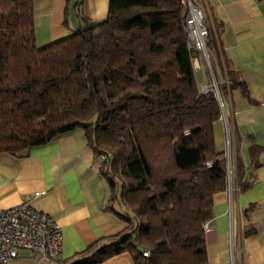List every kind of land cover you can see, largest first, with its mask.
Segmentation results:
<instances>
[{"label":"trees","instance_id":"1","mask_svg":"<svg viewBox=\"0 0 264 264\" xmlns=\"http://www.w3.org/2000/svg\"><path fill=\"white\" fill-rule=\"evenodd\" d=\"M33 10V0H0V153L24 156L79 128L109 201L127 209L122 233L69 264L124 251L134 264H207L204 225L228 186L214 141L222 109L196 81L182 0H108L105 20L79 14L84 25L43 47ZM258 152L249 147L255 165Z\"/></svg>","mask_w":264,"mask_h":264},{"label":"crops","instance_id":"2","mask_svg":"<svg viewBox=\"0 0 264 264\" xmlns=\"http://www.w3.org/2000/svg\"><path fill=\"white\" fill-rule=\"evenodd\" d=\"M35 43L43 47L72 34L83 23L107 16L108 0H33ZM208 18L210 68L199 60V85L213 77L221 88V117L214 141L227 151L228 186L213 195L206 224L207 264H264V0H192ZM66 22V23H64ZM213 74V75H212ZM259 147L253 164L249 147ZM99 159L77 128L35 146L24 156L0 153V212L29 199L62 228V257L38 261L21 250L11 264H69L96 241L122 233L126 207L109 201L98 174ZM248 183L241 187V184ZM40 192L36 197L33 193ZM253 207H250L251 205ZM113 207V208H112ZM99 264H134L127 251Z\"/></svg>","mask_w":264,"mask_h":264},{"label":"built area","instance_id":"3","mask_svg":"<svg viewBox=\"0 0 264 264\" xmlns=\"http://www.w3.org/2000/svg\"><path fill=\"white\" fill-rule=\"evenodd\" d=\"M187 47L197 52L193 57L195 70L201 69L199 60H205L210 68L209 52L206 46L209 21L200 7L192 0H182ZM213 75V74H212ZM201 90L212 89L220 102L218 84L213 77L211 84H201ZM229 156V145L225 153ZM104 158L105 155L103 154ZM40 192L33 193L36 197ZM25 199L0 212V264H11L19 258L21 250H28L38 261L55 262L62 257V228L50 215L30 205ZM206 228V224L204 225ZM145 257L149 251L140 248Z\"/></svg>","mask_w":264,"mask_h":264},{"label":"rangeland","instance_id":"4","mask_svg":"<svg viewBox=\"0 0 264 264\" xmlns=\"http://www.w3.org/2000/svg\"><path fill=\"white\" fill-rule=\"evenodd\" d=\"M82 25H84V24H82ZM99 161H100V159H99Z\"/></svg>","mask_w":264,"mask_h":264}]
</instances>
